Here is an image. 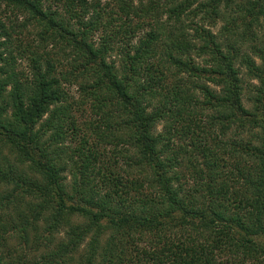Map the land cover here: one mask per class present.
<instances>
[{
	"label": "trees",
	"instance_id": "obj_1",
	"mask_svg": "<svg viewBox=\"0 0 264 264\" xmlns=\"http://www.w3.org/2000/svg\"><path fill=\"white\" fill-rule=\"evenodd\" d=\"M102 1L0 0V264H264V0Z\"/></svg>",
	"mask_w": 264,
	"mask_h": 264
},
{
	"label": "rangeland",
	"instance_id": "obj_2",
	"mask_svg": "<svg viewBox=\"0 0 264 264\" xmlns=\"http://www.w3.org/2000/svg\"><path fill=\"white\" fill-rule=\"evenodd\" d=\"M102 2H104V0L102 1ZM223 12H224V14H225V17H230L229 15L231 14V12H233L232 11V9L231 8H225V7H223ZM200 18H201V15H199L198 17H197V23H199L200 22ZM226 18V19H227ZM226 19H219L218 20V25H216V26H214L213 27V31L214 32H216L217 34H218V36L220 35L219 33H220V29L227 23V21H226ZM256 29V28H255ZM256 31H257V33H258V35H259V39L260 38H262L263 37V35H264V29H263V31H262V29L260 28V29H256ZM22 39V40H21ZM24 41L27 43V41H28V39H26V37L25 36H18L17 37V35H14V38H13V40H12V45L9 47V49H12L13 51H14V53L16 54V55H18V49H20L22 46H23V43H24ZM254 42H250V41H248V42H246V43H244V45H242L243 46V48L244 49H246V51L250 54L251 53V49L249 48V46L251 45V44H253ZM63 47V45H61V44H59L58 43V45H57V47H56V49L57 50H60L61 48ZM257 60H259V59H257ZM19 61H21V60H19ZM16 62V66H18V69H25V70H27L26 69V66H28V63H29V60L28 59H26V60H22L21 62ZM199 62V61H198ZM21 63V64H20ZM247 72V70L244 68V73H246ZM255 81V80H254ZM159 130H161V128H162V126L160 125L159 127ZM65 233H66V230H62L59 234H58V236L57 237H59V239L60 238H62L63 236H65ZM87 242H88V240H87ZM13 243H15V240H13L12 241V243L11 244H13Z\"/></svg>",
	"mask_w": 264,
	"mask_h": 264
}]
</instances>
